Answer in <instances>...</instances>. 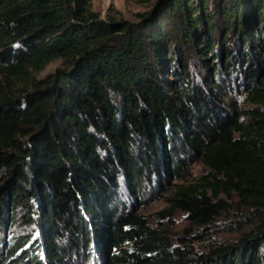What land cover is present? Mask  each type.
Listing matches in <instances>:
<instances>
[{
    "label": "trees",
    "instance_id": "obj_1",
    "mask_svg": "<svg viewBox=\"0 0 264 264\" xmlns=\"http://www.w3.org/2000/svg\"><path fill=\"white\" fill-rule=\"evenodd\" d=\"M89 1L0 0V264H264V0H158L138 23ZM222 196L254 216L237 243L207 230ZM159 199L207 252L138 213Z\"/></svg>",
    "mask_w": 264,
    "mask_h": 264
},
{
    "label": "rangeland",
    "instance_id": "obj_2",
    "mask_svg": "<svg viewBox=\"0 0 264 264\" xmlns=\"http://www.w3.org/2000/svg\"><path fill=\"white\" fill-rule=\"evenodd\" d=\"M157 1L158 0H90L89 6L90 9L100 15L102 19L129 20L138 23L141 21L140 15H145L154 10ZM60 69H64L63 61H53L44 71L35 74L32 79L28 80L25 84L19 82V85L15 86V93L20 95L31 92L34 88L33 84L35 81L44 80ZM239 100L241 101L242 108L248 106L243 97L239 98ZM188 170L189 173L187 174V177L190 182H198L209 174V169L202 162L192 164L189 166ZM175 182L181 183L180 180H176ZM151 196H155L154 190H152ZM222 199L232 205L231 211L222 214L220 218L215 220L214 224L207 228V230L210 231L209 235L213 239H216L217 243H237L243 237L245 231H250V229H252L249 223L253 220L254 216L251 212L245 211L240 207L236 197L222 196ZM167 207L168 204L166 200L159 199L149 205L143 206L138 213L144 215L151 225L167 230L172 236L187 235L192 237L191 240L193 242L200 238L199 243L194 244L196 251L199 253L207 252L210 245L205 242V240H202V234H204L206 230L191 224L187 219L186 214L180 211L174 215L172 220L159 215V213ZM169 225L174 226L173 228H170ZM244 225H246V227L242 229V226ZM14 229H16V234L20 236L32 232L30 228H19V226L14 227ZM39 255L43 256L41 254Z\"/></svg>",
    "mask_w": 264,
    "mask_h": 264
}]
</instances>
